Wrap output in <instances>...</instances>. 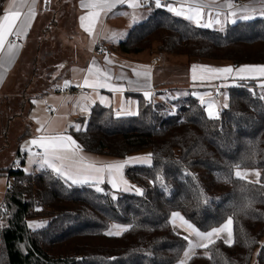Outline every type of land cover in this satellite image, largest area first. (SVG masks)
I'll use <instances>...</instances> for the list:
<instances>
[{"label":"trees","instance_id":"16d2710c","mask_svg":"<svg viewBox=\"0 0 264 264\" xmlns=\"http://www.w3.org/2000/svg\"><path fill=\"white\" fill-rule=\"evenodd\" d=\"M7 2L0 0V17ZM41 2L47 17L36 19L32 30L41 28L46 42L58 23L57 16L48 22L50 0ZM150 8L145 21L107 47L111 54L132 58L158 52L234 67L264 65V16L218 30L196 26L153 3ZM57 28L60 39L64 24ZM51 36L56 40L55 33ZM69 51L74 62L81 58L77 50ZM51 53L45 46L36 49L29 84H37L38 61L51 69L47 79L56 73L58 65L48 66V58L55 59ZM58 80L48 81L43 93ZM259 81L264 79L229 87L228 107L219 118H209L194 96L180 99L177 113L165 116L167 103L139 94L135 115L95 104L87 117H79L84 130L68 133L85 152L126 159L151 150L150 165L124 170L142 194L117 191L114 198L109 185L101 192L96 185L72 184L51 169L28 173L24 162L0 168L10 186L0 205V264H176L188 241L172 227L174 212L202 232L233 219L230 246L215 241L206 248L208 255L196 254L187 264H252L254 259L264 264V88ZM236 169L261 170V182L237 178ZM115 225L127 230L106 235Z\"/></svg>","mask_w":264,"mask_h":264},{"label":"crops","instance_id":"0c3cea01","mask_svg":"<svg viewBox=\"0 0 264 264\" xmlns=\"http://www.w3.org/2000/svg\"><path fill=\"white\" fill-rule=\"evenodd\" d=\"M73 1L76 2L77 7L74 10L71 9L72 16H70L73 20L68 19L65 22L69 28L68 34L76 36L81 34L85 39L88 38L86 41L89 45H91L92 42H95L96 47L99 43L104 42L106 45L102 47L103 49H107L111 43L117 42L118 38L122 36L121 34L123 30H125V28L127 29L134 22H137L138 18L143 15L148 18L151 10L150 6L152 4L151 0H137L140 6L133 8L128 6L133 0H126L125 4H117L116 7L110 11H101L99 8H82L81 0ZM40 2L41 0H34V2L33 0H8L5 5V10L7 9L9 12L20 11V17L18 18L17 23L24 19L25 13H28L30 8L34 12L30 26L26 28L20 38L17 39L15 36H9L7 38L8 41L15 43L17 46L11 62L3 59L4 54L7 51V43L4 52H0V114H5V107L8 105V110L11 112L12 119H14L12 130L14 131L17 125H21L16 128L20 133L16 136L18 145L16 146L12 159L6 168L14 166L15 162H24L23 166L26 168L27 155L22 151V148H31L33 152H36L34 150L35 146L30 145L27 142L41 135H70L68 132L71 128H74L70 127V125L81 126L77 121L78 118L87 117L91 108L95 104L113 107L119 115H135L138 110V99L135 94L141 95L146 101L150 102H165L166 100H169L172 95H181V97L184 98V93L188 94L185 97L195 96L201 101L200 96L204 93V90L210 89V91L214 93L213 89L215 85L220 84L221 87L227 88L228 90L229 87H233L239 81L264 79V75H261L260 73L237 74L235 71L232 74L206 73L202 71V66H211L214 68L232 67L233 69H238L239 67L205 60H189L187 58H178L179 60L175 61L176 58L173 55L160 54L158 52L144 53L132 58H124L114 53L106 56H98L94 53L87 58L84 54L80 53L84 57L83 63L75 60V66H70L67 62L61 67L60 75L56 77L50 76L51 78L48 81L51 82L56 78L60 79L57 81L54 88L48 90V92H38L36 89L33 90L35 87L32 83L29 84L33 75L36 54L32 53L30 56L26 57V44L29 42L31 36L34 35L32 29L36 23V19L37 21L38 19L43 22L45 21V16L41 15V12L39 15L38 12L41 7ZM87 2H89V0H85V3ZM166 2L167 0H162V4ZM193 2L194 0H185L183 6L186 8ZM204 2L210 3L211 0H204ZM226 3H231L233 7L231 9L223 7L222 5ZM215 5L216 6L211 9L205 8L203 10V15L200 20L201 24L208 21L209 12L212 14V25L205 28L218 30L220 28L224 29L230 24H235L231 22L233 19L236 20V23L239 21H245L244 19L239 18L242 15H249L252 17L248 20L264 15L261 14V9H264V0H215ZM177 7H179V5H177ZM160 8L166 10L165 7ZM253 9H255V11H253ZM92 11L98 12L99 17L91 26L92 31L90 34L84 27H81L80 17L87 16L89 12ZM217 11L222 13L219 16L221 21L220 24L215 23ZM232 11L237 12V16H229L228 13ZM112 17H116L119 24H110L109 22ZM40 21L38 22L40 23ZM190 22L198 26L195 22ZM85 26H88V21H85ZM108 26L111 27L109 32H107ZM98 48L99 47H97V49ZM105 57H107L110 63H106ZM32 58L34 60H32ZM154 58L159 59L158 63L155 65L152 64ZM93 61L95 64H93ZM193 66H196L195 72H193ZM16 68L22 69L23 74L17 84H10V79ZM89 68H99L104 72L110 73L111 79L101 82L108 83L113 88H122L123 91H111L107 87L92 88L83 86L86 77L89 78L90 83L95 80V76L89 74ZM134 69L141 73L144 71L150 73V78L147 81V84L143 76L139 78L135 76ZM56 72H58V70ZM194 75L196 76L195 80L193 79ZM253 76H255V78H253ZM118 77L122 78L118 79ZM66 81L68 82V86H65ZM129 81H133V83L130 84ZM262 84H264V81L258 82L260 87ZM49 85L51 84L48 83V86ZM263 88L264 87H262V89ZM144 92H149L150 96L145 97ZM84 96L88 97L86 101L81 99V97ZM100 97H104L103 102H101ZM33 101H35V103H33ZM79 105H85L86 110L81 111ZM18 106L19 110H14L15 108H18ZM3 119L4 116L0 118V122L4 121ZM38 129L40 130L38 131ZM7 131H10V129L5 130V128L2 129L0 127V139L4 137V134L7 133ZM27 132V137L20 141L19 137L23 134L25 135ZM4 146V144H1L0 150H2ZM20 152L22 155H20ZM25 152L28 153L26 150ZM78 155L83 158L85 164L94 163L97 166L118 161V158L88 153L83 150L78 151ZM120 160L124 162L123 159ZM128 161L131 162V160ZM1 164L3 163H0V165ZM100 175L102 176V182L97 183L94 180H90L88 183H78V185L90 184L101 186L107 182L105 180L107 177L109 183L110 180L114 179V176H110L107 172ZM63 178L72 183L70 179H67L66 177ZM117 180L120 181V185L116 184V187L114 188L115 190H123L119 189L121 186L129 189L130 187H133V185H136L126 177L124 169L121 170V174L118 175ZM124 181L127 183H124ZM109 183H107V185L112 186V184ZM8 186L7 177L0 176V195H2V197H5ZM137 188L141 190L140 194H142V188L139 186H137Z\"/></svg>","mask_w":264,"mask_h":264},{"label":"snow or ice","instance_id":"6c2138e0","mask_svg":"<svg viewBox=\"0 0 264 264\" xmlns=\"http://www.w3.org/2000/svg\"><path fill=\"white\" fill-rule=\"evenodd\" d=\"M34 2V0H33ZM126 0H89V2L85 3V0H81V7L82 8H89V9H96L99 8L101 11H110L114 7H116L117 4H125ZM151 2L154 4L155 7H165L168 12L174 13L176 16L184 17L185 19H188L189 21L195 22L198 26L201 27H210L212 25V14L211 12L208 13L209 19L206 23L201 24L200 20L203 15V10L205 8L211 9L215 7V0H211L210 3L204 2V0H194L193 3L189 4L188 7H184L185 0H167L166 3L162 4V0H151ZM179 5V7H177ZM128 6L136 8L139 7L140 4L137 2V0H133L132 3H130ZM223 7H227L228 9H231L233 5L231 3H226L222 5ZM22 7V5H21ZM255 11V9H253ZM122 14V13H121ZM222 13L217 11L216 12V19L215 23L220 24L221 21L219 19V16ZM261 14H264V9H261ZM34 12L30 8L28 13H25L24 19L19 21L17 23L18 18L20 17V11H13L9 12L7 9L5 10L2 17H0V52H4L5 45L7 43V51L4 54L3 59L11 62L15 55V49L16 44L8 41L9 36H15L17 39L20 38V36L25 32L26 28L30 26L31 18L33 17ZM229 16H237V12L232 11L228 13ZM99 13L92 11L89 12L87 16H81V27H84L86 31H88L91 34L92 31V25L94 22L98 19ZM227 18V16H226ZM240 19L248 20L252 18L249 15H242L239 17ZM85 21H88V26H85ZM232 23H236V20L233 19L231 21ZM106 63H110L108 61L107 57H105ZM93 64L95 62L93 61ZM61 65L60 67H62ZM196 66H193V72H195ZM136 77L143 76L145 79V82L147 84V81L150 78V73L148 71H144L143 73L133 70ZM202 71L206 73H213V74H232L234 71L237 74L241 73H260L261 75H264V65H244L239 67L238 69H233L232 67H226V68H214L211 66H202ZM88 72L90 75L95 76L94 82L90 83L89 78L86 77L83 82V86L87 87H100V88H109L111 91H123L122 88H113L108 83H102L101 81H107L111 79V74L102 71L99 68H89ZM122 78V77H118ZM255 78V76H253ZM193 79H196V76H193ZM138 82V81H137ZM129 83H133V81H129ZM65 86H68V82H65ZM261 87H264V84L261 85ZM145 97H149V92H144ZM82 100H87L88 97L84 96L81 97ZM101 102L104 101V97H100ZM261 99H264V95L261 96ZM35 103V101H33ZM81 108V111L86 110L85 105H79ZM226 106V105H225ZM206 111L209 118H214L216 114L213 112V105L211 102H208L206 105ZM131 114V113H126ZM70 127H74L76 131L84 130L79 125H70ZM40 129H38L39 131ZM30 145L36 146L38 149H41V151L33 152L31 148H22V151H28L29 156L31 157L30 163L37 164L39 168L43 169L45 167L50 168L52 171L58 173L62 177H66L67 179H70L73 184L78 183H88L90 180H94L95 182L99 183L102 182V176L100 174L107 172L110 176H118L121 174V170L125 167V165L128 163V161L124 162H113L102 166H97L94 163H84V160L82 157L78 155V151H82L80 146L77 144V142L70 136V135H64V134H58V135H52V136H46L41 135L37 138H34L27 142ZM152 154H147L143 159L140 158H129V159H136L137 162L140 163H150ZM18 163V162H17ZM256 175H259V173H256ZM236 176L240 177L241 173L239 171L236 172ZM110 183L112 184V187H116V181L114 179L110 180ZM124 183H127L124 181ZM97 191H101L99 187L96 188ZM125 191H128V188L124 189ZM138 193L141 192L140 189H136ZM173 216H179L178 213H173ZM181 219H183L181 217ZM232 221L229 219L225 225L221 228L213 229L209 232H200L197 230L193 225L188 224L185 221V224H187V228L191 230V234L195 235L198 238V241L200 242H193L189 240V249L184 253L185 257H188L189 252H191L194 248H207L209 243H214L215 241L212 239L214 236H219V233L224 232L226 229H228L231 225ZM29 227H33L32 224H29ZM35 227H40L39 224L35 225ZM115 227V226H114ZM127 229H119L116 230H109V232L106 233V235H119L121 231H124ZM185 240H188V237H184ZM204 241H207V243H204ZM224 243L227 245H231L232 243V234L229 231L228 238L224 240ZM183 264V262H181Z\"/></svg>","mask_w":264,"mask_h":264},{"label":"rangeland","instance_id":"374dc122","mask_svg":"<svg viewBox=\"0 0 264 264\" xmlns=\"http://www.w3.org/2000/svg\"><path fill=\"white\" fill-rule=\"evenodd\" d=\"M58 3H61V4L58 5ZM40 4H41L40 5L41 7L38 10L39 15H40V12H41V15L47 17L46 16L47 14L45 13L44 9L42 8L44 2H40ZM76 7H77L76 2L73 1V0H50V8H51L52 12L48 13V22L54 20V17L57 16V18H56L57 20L56 21H57L58 24L54 25L53 28L51 29V35L53 33H55L56 40L50 35L47 38L46 42H44L43 41V37L44 36H42V34L40 33V30H41V28H40L36 33L33 31L34 35L31 36L29 42L26 44V57L30 56V54H32V53L36 54V49L37 48L39 49V48H41L43 46H45L46 49H48V52H52L53 53L52 56H54L55 59H54L53 62H51V58H48V66L49 65H58L59 66L58 72H56L55 74H52L53 77L54 76L56 77V76L60 75V73H61L60 72V69H61L60 66L61 65H65L68 62L70 66H75V63H74V59L75 58H72L73 57V53L71 51H69V47L74 49V50H77L78 52H80L82 54H84L87 58H89L90 55L91 54L93 55L94 53L96 55H98V50H97V47L95 45V42H92L91 45H89L88 42L86 41V40H88V38L85 39L84 36H81V34L78 35V36L68 34L69 33V28L67 27V25L65 23V20L66 19L73 20V18L71 17L72 16L71 9L74 10ZM65 16L67 18H65V19L61 18V17H65ZM262 16H264V15H262ZM62 19H64L63 22L59 21V20H62ZM146 19H147L146 16L143 15L140 18H138L137 22H134L133 24H131L127 29L125 28V30H123V32L121 34L122 36H120L118 38V41L124 39L126 37V35L128 34V32L130 31V29L136 23L145 21ZM60 22L64 24V33L62 32V34L60 35V39H59L60 30H59V28H57V26L60 24ZM109 23L114 25V24H119V21H118V19L116 17H112ZM110 28H111L110 26L107 27V32H109ZM219 30H224V29L220 28ZM174 57L176 58L175 61L179 60L178 58H183V59L186 58V57H176V56H174ZM174 57H170V58H174ZM32 60H34V59L32 58ZM45 60H46V58H45ZM78 61L80 63H83L84 57L81 55V58ZM43 64H44L43 62L38 61L37 67H38V74L39 75L37 76V78L35 80V82L37 84L33 83V85H36L33 90L36 89L38 92H43L45 90V87H48V80L50 79V77H48V79H47L46 75L47 74H48V76L51 75L50 74L51 73V69L50 68H48V69L44 68ZM22 74H23L22 69L16 68L13 71L12 78L10 79V84H17L18 80L21 79ZM65 78H67V77H65ZM27 83H28V81H27ZM218 86H219L218 92L221 95V99L220 100H216L215 99V97L213 96V92H211L210 89L209 90H204V93L201 94V96H200L201 97V101L200 102L205 106V108H206V105H207L208 102L212 103L213 112H214V114H216L214 118H219L220 117L221 112L225 108L228 107V101H229V93H228L227 88L221 87L220 84L215 85V87H218ZM260 88H262V87H260ZM187 95L188 94L184 93L183 94L184 98ZM180 99H182L181 95H172V96H170L169 100L165 101L168 104L167 107L164 108V115L165 116L173 115V114L177 113V111H178L177 105L180 104V101H179ZM11 117H12L11 116V112L9 110H5V116H4V119H3L4 121H2L3 123L0 122V127L2 129H4V128H5V130H7V129L9 130L10 129V131H7V133L4 134V137L0 139V146H1V144L5 145L4 148L2 150H0V163H3V164L0 165V168H6L7 167L8 163L12 159L14 150H15L16 146L18 145V141H17V137L16 136L19 135L20 133H19V130H17L16 128H17V126L20 127L21 125H17L15 130L13 131L12 127H13L14 119L10 120ZM24 153L27 155V167L25 168V166H23L24 170L26 172H28V173L39 172V170L41 168H39L37 164L30 163L31 157L25 151H24ZM147 154H152L151 150L142 151L140 153H137V154H134V155L130 156L129 158H140V159H143ZM129 158L128 159H123L124 161L131 160V162L128 161V163L125 165V167L123 168L124 170H125L127 165H134V164L150 165V163H151V159H150V163H140V162H137L136 159H129ZM117 162H123V161L118 159ZM45 169H47V168H45ZM237 171H239L241 173L240 177L236 176V172ZM256 173H259V175H256ZM235 176L237 178H239V179H243V180H246V181H249V182H252V183H260L261 182V177H262V171L259 170V169H252V170L236 169L235 170ZM117 178H118V176H114V180L116 181V184L120 185V181H118ZM105 180L107 181L106 183L102 184L101 186H97L100 189H102L101 192H106V189H104L103 187H105V185H107V183H109L108 182V180H109L108 177ZM137 186L133 185V187H130L129 190H128L129 191L128 193L140 194V193H138L136 191ZM108 187H109L108 191L111 193V195L114 198L118 197V195L115 194L114 192H117V191L125 192V190H124L125 187L124 186H121L119 188V189H123V190H115L112 186H108ZM3 198L4 197H2V195H0V205L3 203V200H4ZM174 213H178L179 216L174 217L173 214L171 215L172 227L175 229V231L179 235H181L183 237H185V236L188 237V240H187L188 241V246H187V248L185 250V252H186L189 249V240L193 241V242H200V241H198V238L195 235L191 234V230L187 228V224H185V221L188 224H191V223L188 222L185 219V217L182 215V213H180V212H174ZM181 217L183 219H181ZM230 219L232 221L230 227L228 229H226L224 232L219 233L218 238H217V236H214L212 238L214 241H218V240H223L224 241L225 239L228 238V233L230 231L231 234H232V243L234 242L233 219L232 218H230ZM34 224H36V223H32V225H34ZM116 226L117 225H115V227L113 226L111 230H116L117 228L125 229L124 227H121V226L116 227ZM122 232L123 231H121L120 234ZM200 232H202V231H200ZM204 243H207V241H204ZM211 244L212 243H209L208 246L211 245ZM196 254L208 255V251L206 250V248H203V247L194 248L191 252H189L188 257H185V255L183 254V256L180 259V261L178 263H176V264H181V262H183V264H187L189 262V260ZM252 264H256V260L255 259H254Z\"/></svg>","mask_w":264,"mask_h":264},{"label":"built area","instance_id":"2783aa9c","mask_svg":"<svg viewBox=\"0 0 264 264\" xmlns=\"http://www.w3.org/2000/svg\"><path fill=\"white\" fill-rule=\"evenodd\" d=\"M97 50H98V55L99 56H106V55H110L111 54V52L109 50H107V49L99 48ZM158 61H159L158 58H154L153 61H152V64L155 65V64L158 63ZM213 90H214L213 95H214L215 99L216 100L221 99V95L218 92V87L214 88ZM34 150L35 151H41L42 152V150L41 149H38L36 146L34 147ZM9 190H10V186H8L7 191H9Z\"/></svg>","mask_w":264,"mask_h":264}]
</instances>
